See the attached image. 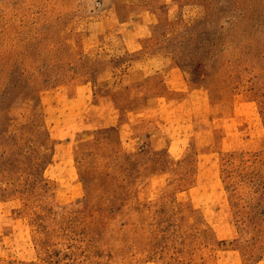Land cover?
I'll list each match as a JSON object with an SVG mask.
<instances>
[{
    "label": "rangeland",
    "instance_id": "obj_1",
    "mask_svg": "<svg viewBox=\"0 0 264 264\" xmlns=\"http://www.w3.org/2000/svg\"><path fill=\"white\" fill-rule=\"evenodd\" d=\"M0 62V264H264V0H0Z\"/></svg>",
    "mask_w": 264,
    "mask_h": 264
},
{
    "label": "crops",
    "instance_id": "obj_2",
    "mask_svg": "<svg viewBox=\"0 0 264 264\" xmlns=\"http://www.w3.org/2000/svg\"><path fill=\"white\" fill-rule=\"evenodd\" d=\"M110 31H107L108 33H113L112 31V28L114 27H108ZM99 34V31L97 29V27H90L89 30H88V33H87V39H88V42H89V51H90V55H95L97 56L98 55V48H97V42L93 43L92 42V36L95 35V37L93 38L94 40H97V35ZM7 65L9 66L10 65V68H9V71L10 72H13V68H14V64L12 62H9V63H2L0 62V97L2 96V92L7 88V83H9L10 81H6L4 80V77H2V72L3 70L5 69V67H7ZM171 69H172V66H171ZM174 74V71L173 72H170V74ZM93 74L95 75V77H89V80H86L87 78L83 79V82L87 83L89 82V90H92L93 89V96L95 98V101H91L90 104H89V109L91 111V114H92V111L95 110L97 108V101H98V95H95L94 93L97 91V86L95 85V91H94V86H92L91 82L97 80L98 81V77H97V74L98 72H96L95 70L93 71ZM126 76L129 80V84L123 86L121 89H120V92H122L123 94L125 93L126 95L129 94L130 91L133 90V87H135V85H138L143 79H145V77L147 76V73L144 72V70L141 68V67H137V69H132L131 71L127 72L126 73ZM10 80V79H9ZM94 85V84H93ZM83 88H85L84 90H87L88 89V86L86 84L84 85H81L79 86V91H81ZM118 91V90H116ZM179 104H183L184 103V100H181V101H178ZM159 104V103H158ZM172 116V115H171ZM131 120V118L129 119ZM130 129L131 127H129V122H124V124L122 125V133L123 135H125L126 137L129 136L130 134Z\"/></svg>",
    "mask_w": 264,
    "mask_h": 264
}]
</instances>
